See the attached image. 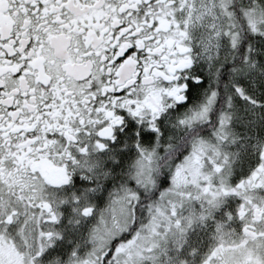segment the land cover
Returning a JSON list of instances; mask_svg holds the SVG:
<instances>
[{"label": "snow or ice", "instance_id": "1", "mask_svg": "<svg viewBox=\"0 0 264 264\" xmlns=\"http://www.w3.org/2000/svg\"><path fill=\"white\" fill-rule=\"evenodd\" d=\"M0 264H264V0H0Z\"/></svg>", "mask_w": 264, "mask_h": 264}]
</instances>
